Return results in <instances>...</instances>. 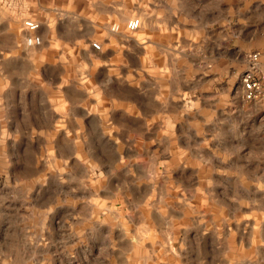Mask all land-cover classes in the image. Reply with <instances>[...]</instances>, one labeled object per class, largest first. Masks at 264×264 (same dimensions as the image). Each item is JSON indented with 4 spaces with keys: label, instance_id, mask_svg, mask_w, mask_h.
Wrapping results in <instances>:
<instances>
[{
    "label": "rangeland",
    "instance_id": "rangeland-1",
    "mask_svg": "<svg viewBox=\"0 0 264 264\" xmlns=\"http://www.w3.org/2000/svg\"><path fill=\"white\" fill-rule=\"evenodd\" d=\"M21 1L0 9V223L59 236L51 264L84 247L89 264H264L259 0ZM34 13L54 33L28 48L6 25Z\"/></svg>",
    "mask_w": 264,
    "mask_h": 264
},
{
    "label": "clouds",
    "instance_id": "clouds-1",
    "mask_svg": "<svg viewBox=\"0 0 264 264\" xmlns=\"http://www.w3.org/2000/svg\"><path fill=\"white\" fill-rule=\"evenodd\" d=\"M258 15H264V0H259L257 5ZM31 27H36L35 24ZM135 27V25H132ZM247 27V25H245ZM39 43V40H29L28 44ZM15 148V145L13 146ZM5 187H9L7 181ZM19 187V186H17ZM54 211L49 209V212ZM199 227V225H197ZM102 235V233H100ZM172 238L169 237L167 244L165 245L170 249V254L178 255L175 248L171 247ZM60 237L57 236L52 242V247L48 248L47 243L43 240V237L39 238L35 233L28 234L21 237L10 226L5 223H0V264H51L50 258L47 256V252L55 250L59 253ZM42 245H44L42 247ZM184 246L181 245V248ZM115 249V245H113ZM118 251V249H116ZM187 251V249H185ZM85 259L83 264H89L87 256L91 255L90 250L87 247L83 248L81 253ZM68 259V257H64ZM58 262H61V255L56 257ZM62 264V262H61ZM69 264H72V260H69Z\"/></svg>",
    "mask_w": 264,
    "mask_h": 264
},
{
    "label": "built area",
    "instance_id": "built-area-1",
    "mask_svg": "<svg viewBox=\"0 0 264 264\" xmlns=\"http://www.w3.org/2000/svg\"><path fill=\"white\" fill-rule=\"evenodd\" d=\"M35 24L36 27H31V25ZM24 25L27 28V30L30 32V34L27 35L26 37V43L28 44L29 40H39V43H33V44H28V45H39L42 42V38L39 34L36 33L37 29L39 28V22L32 20L30 18H27L24 20ZM132 25H135V27H132ZM141 26V20L140 18H132L130 20H128L127 24H126V29L129 32H134L136 30H138ZM113 30H118L119 29V25L118 24H114L112 26ZM258 59H259V53H253L250 56V61H249V68L245 70V72L242 75V86H243V94L244 97L247 100H253V99H257L261 92L263 91V87L261 85L260 80L257 77L256 74V66L258 63Z\"/></svg>",
    "mask_w": 264,
    "mask_h": 264
},
{
    "label": "crops",
    "instance_id": "crops-1",
    "mask_svg": "<svg viewBox=\"0 0 264 264\" xmlns=\"http://www.w3.org/2000/svg\"><path fill=\"white\" fill-rule=\"evenodd\" d=\"M21 3H22L21 0H13V1L10 0L9 2H7L6 0H3V1L0 0V9L6 10L7 6L9 5L8 6L9 8L13 7V9H12L13 10V14H12L13 16L12 17H17L19 13H17L16 11L18 9H21V10L27 9L25 7L26 5L24 4L22 6ZM23 7H25V8H23ZM4 14H5V11H4ZM34 15H35L34 16L35 18H31V19L39 22V24H40L39 28L36 31V33L39 34L41 36V38H42V42L39 45H31L30 46V45H28L26 43V37H27L28 34H30V32L25 27L24 21L22 22V25L20 27L21 33H18V34H17V30L12 28V26H10V24L6 25L7 31H9L11 33V35H12L11 36L12 39H14L15 42H18L20 39H22L20 45H23V46L28 47V48H39L40 46L43 45L44 42H49L51 40L52 36H53V33H54L53 26H52L53 24H52V21H51L52 19H51L50 15L46 16V18H44V19H41L39 16H37L36 13H34ZM38 18H39V20H38ZM21 36H22V38H21ZM18 44L19 43H17V45Z\"/></svg>",
    "mask_w": 264,
    "mask_h": 264
}]
</instances>
